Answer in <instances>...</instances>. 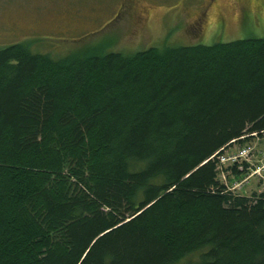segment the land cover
Listing matches in <instances>:
<instances>
[{
    "label": "trees",
    "instance_id": "16d2710c",
    "mask_svg": "<svg viewBox=\"0 0 264 264\" xmlns=\"http://www.w3.org/2000/svg\"><path fill=\"white\" fill-rule=\"evenodd\" d=\"M256 139L264 39L0 47V264H264V191L219 178H245L220 158Z\"/></svg>",
    "mask_w": 264,
    "mask_h": 264
},
{
    "label": "rangeland",
    "instance_id": "374dc122",
    "mask_svg": "<svg viewBox=\"0 0 264 264\" xmlns=\"http://www.w3.org/2000/svg\"><path fill=\"white\" fill-rule=\"evenodd\" d=\"M240 4L242 0H0V47L26 42L33 51L57 59L71 52L130 55L165 46L264 39V14H257L254 2L247 8ZM244 150H250L244 160L250 168L263 164L264 139L233 146L224 158ZM219 178L240 195L264 191V171L240 181ZM197 257L193 254L183 262Z\"/></svg>",
    "mask_w": 264,
    "mask_h": 264
},
{
    "label": "built area",
    "instance_id": "2783aa9c",
    "mask_svg": "<svg viewBox=\"0 0 264 264\" xmlns=\"http://www.w3.org/2000/svg\"><path fill=\"white\" fill-rule=\"evenodd\" d=\"M249 154H250V150H244V151L239 152L238 155L230 156V158L229 157H226V158L222 157L223 160L220 159L221 160L220 164H221V166H223L225 162H231V164H234V163L238 162V160H240V159L242 161H244L248 158ZM261 171H264V160H263V164L260 167H257L255 173L259 174Z\"/></svg>",
    "mask_w": 264,
    "mask_h": 264
},
{
    "label": "flooded vegetation",
    "instance_id": "af4514ba",
    "mask_svg": "<svg viewBox=\"0 0 264 264\" xmlns=\"http://www.w3.org/2000/svg\"><path fill=\"white\" fill-rule=\"evenodd\" d=\"M243 1V3L244 4H240L239 5V8H247V5L251 2H254V4H255V8H256V10H257V14H259V15H263L264 14V0H242ZM203 14V13H202ZM199 21L200 22H198L199 24H197V29L199 30V31H201V28H203L204 27V24H203V21H204V19L203 18H200L199 19ZM201 25V26H200Z\"/></svg>",
    "mask_w": 264,
    "mask_h": 264
},
{
    "label": "bare ground",
    "instance_id": "6f19581e",
    "mask_svg": "<svg viewBox=\"0 0 264 264\" xmlns=\"http://www.w3.org/2000/svg\"><path fill=\"white\" fill-rule=\"evenodd\" d=\"M222 160H223V159H222ZM220 162H221V161H220ZM254 169H257V167H255V168H253V169L249 167V172H248V174H247L245 177H249V175H250V177H252L254 174H256V173H255L256 170L254 171ZM257 175H259V174H257ZM230 191H232L231 188H230ZM233 192H236V191H233ZM236 193H237V192H236Z\"/></svg>",
    "mask_w": 264,
    "mask_h": 264
}]
</instances>
